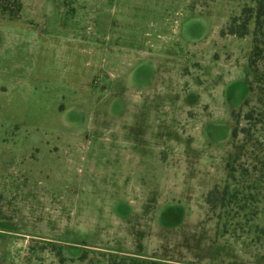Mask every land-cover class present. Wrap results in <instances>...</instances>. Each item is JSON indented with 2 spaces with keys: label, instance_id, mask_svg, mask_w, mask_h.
<instances>
[{
  "label": "rangeland",
  "instance_id": "1",
  "mask_svg": "<svg viewBox=\"0 0 264 264\" xmlns=\"http://www.w3.org/2000/svg\"><path fill=\"white\" fill-rule=\"evenodd\" d=\"M254 7L0 0V264H264V130L236 161L253 175L227 169ZM137 40L176 56L153 59L152 82L127 89L120 111L106 85L136 62ZM257 98L235 110L239 128ZM225 183L239 198L212 209Z\"/></svg>",
  "mask_w": 264,
  "mask_h": 264
},
{
  "label": "trees",
  "instance_id": "2",
  "mask_svg": "<svg viewBox=\"0 0 264 264\" xmlns=\"http://www.w3.org/2000/svg\"><path fill=\"white\" fill-rule=\"evenodd\" d=\"M253 10L255 22L254 38L248 56L247 77L245 81L248 94H251L253 91L257 93L260 107H251L245 113L244 119L247 121L253 120V122H248L249 125L239 128V121L236 119V123L231 131V138L233 141L237 138L239 131L245 136V139H242V141H237L236 143L233 142L234 157L227 163L229 178H232L239 183L243 182V180L242 178L236 179L235 172H239L240 177H246L248 179L253 175L254 168L248 167L249 165L237 167L236 161L238 162V158L242 155H253L254 150L261 145V143L257 146L255 144V141L258 140L256 132L264 130V0H255V7ZM239 26L242 29L246 28L245 22L241 23ZM234 32L236 31L234 30ZM237 32H240V34L246 33V31L241 33V29ZM251 73L254 75L253 79L248 78V75ZM258 124L261 126L258 127ZM247 195L250 196V193ZM237 197L239 198L237 192L231 191L229 189V184L225 183L222 189H219V187L216 186L210 190L206 199L207 203L210 204L213 209L214 207L225 208L228 203L232 202V200H237ZM126 262L127 264H145L137 258H128ZM231 264H236V262Z\"/></svg>",
  "mask_w": 264,
  "mask_h": 264
},
{
  "label": "flooded vegetation",
  "instance_id": "3",
  "mask_svg": "<svg viewBox=\"0 0 264 264\" xmlns=\"http://www.w3.org/2000/svg\"><path fill=\"white\" fill-rule=\"evenodd\" d=\"M182 38H186V40H184V42H187V43L191 42V40H188L189 39L188 36H185ZM182 38H181V40L178 41V43H180V42L183 43ZM197 39L198 38L194 39L192 42L197 41ZM169 45L171 46L172 44L169 43ZM141 46H142V42L137 40L135 42V47L131 48L132 50H135L133 57H135L137 59L136 62L131 64V66L127 67V69L125 70V73L120 75L118 77V79H113L109 84L106 85V86L110 87V89H111V87H112V89H113V87H118V90H119V101H118V103L120 104V106H119L121 109L120 111L124 110L126 107L125 97H123V96L125 95L127 89L133 88L137 91H141L142 89H144L147 85H149L152 82V79L154 78V76L156 74V70H155L156 63L153 61V59L155 60L156 58H158L161 60H165V59L173 58L176 56V55L172 56L173 53L169 52L170 50H168V49L167 50L160 49L159 47L165 48V43H162L161 41H159V42H153V41L145 42V47H153V48L160 49V50H162V53L161 52L160 53L150 52L149 55H144L143 49L142 48L139 49ZM247 63H248V60H247ZM156 69H157V65H156ZM246 77L247 76L244 77V82H243L245 90H246V96L241 99L239 104L234 105V124L236 123V119H238V117H239V113H238L239 111H235V110L236 109L238 110V108L241 104L243 106L247 105L246 100H247L248 92H247V84L245 81ZM113 96H114V94L111 95L110 100H109V104L113 100V98H114ZM117 98H118V96H117ZM231 131H232V129H231ZM231 131H230V138H231ZM231 140H232V138H231ZM236 140H237V138L234 141L233 140L232 141L234 143H236ZM139 260L143 261L145 264H153L151 261H146V260H142V259H139Z\"/></svg>",
  "mask_w": 264,
  "mask_h": 264
}]
</instances>
